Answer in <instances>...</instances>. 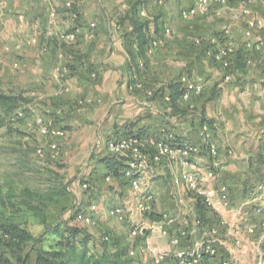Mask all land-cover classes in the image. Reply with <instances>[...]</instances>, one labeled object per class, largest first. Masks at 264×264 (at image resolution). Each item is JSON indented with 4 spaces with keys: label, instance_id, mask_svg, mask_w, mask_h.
Segmentation results:
<instances>
[{
    "label": "crops",
    "instance_id": "1",
    "mask_svg": "<svg viewBox=\"0 0 264 264\" xmlns=\"http://www.w3.org/2000/svg\"><path fill=\"white\" fill-rule=\"evenodd\" d=\"M49 1H54L61 6L57 19H53L51 13H28L22 17L26 18L27 25L23 24L18 28L16 25L13 26V21H9L6 30L8 36H20L19 43L24 45V56L29 55L31 59L36 60L34 62L42 65V70L52 62L50 75L47 77L43 75L45 77H42L41 81L45 85L49 83V80L53 82V87H47L46 96L54 97L61 103L57 113L63 115L72 105L73 116L68 118L66 124L76 129L74 138L86 129L91 130L81 143L82 153L93 150L96 154H101V158L108 156L107 142L116 135H124L130 128L142 129V132L157 136L167 132L173 135L176 143H179L177 140L181 138L184 142L202 144L205 140L201 136V129L209 125L203 121L212 120L213 127L209 126L212 129L214 141L219 145L220 158L225 168L221 180L210 182L207 187L220 188L222 184H228L233 204L238 206L246 199L250 188L264 184V171L259 169L261 166L264 167L263 55L252 54L253 66L246 65L245 55L240 61L236 59L232 82L224 81V73L220 68L211 69L212 75L208 82L217 81V83L205 90L202 95L194 97L189 104L179 99L177 102L179 110H175L171 102L166 100V97L170 95L168 85L172 81L154 83L152 78L156 75L154 71L147 69L150 62L155 65L164 62L159 56L168 54L175 58V49L166 48L162 37L157 38L160 40V45L154 51L148 52L147 65L144 68H130L132 61L130 55L136 54L137 45L133 43L130 22L117 21L120 13H107L109 11L103 13L97 7V0ZM73 1L77 2L75 5L77 9L74 10L78 11V19L75 22L71 19L72 9L68 8L69 3ZM152 5L155 6L153 3ZM232 5L235 6L228 10L231 15L234 14L236 6H241L235 1ZM258 7H264V0H254L250 5L254 12H256L254 9ZM148 14L152 19V14ZM2 15L4 14L0 13V22ZM122 15L125 17L126 13ZM240 15L241 17L232 18L236 20L235 29H238V35L241 36L246 31V25L243 14L240 13ZM167 16L166 14L165 19L162 17L164 33L165 36H171L172 31L170 34L167 33L168 29L171 30L168 27ZM261 16L264 17L263 14ZM91 24L96 26V37L93 40L87 37ZM71 31L77 33L74 42L61 38L63 34ZM50 33L54 35L51 36ZM5 38V36L2 37L4 40ZM12 39L15 37L13 36ZM188 44L190 42H187ZM195 48L200 49L197 46ZM62 66L69 67V71L59 73L58 69ZM92 73H96L97 78L92 79ZM174 81L179 82V79ZM64 88H68L69 91L63 93ZM152 90L157 92L152 95L150 93ZM84 96L94 97L95 104L77 105L76 100ZM191 163L192 166L186 167L183 163L164 162L149 173L153 193L155 189L162 191V188L164 190L167 188V193L161 197L164 200L162 208L164 212L159 211L155 204L154 213L163 215L172 211L169 216L172 220L157 221L137 213L135 215L133 211V222L144 224L148 228L146 236L140 240H148L161 251L171 248L170 236L179 228L188 229L193 240L201 236V231H198L196 227L198 216L195 212L196 201L187 193V176L196 174L204 177L207 169L211 167V157L208 151L203 149L200 155L191 160ZM102 166L107 176L110 170ZM196 167L201 168L200 173ZM115 182L114 184L118 185L117 193L120 197H114L107 204L108 206H104L105 209L108 207L110 210L114 206L112 203L119 199L118 204H124L134 210L139 199L135 197L129 181L123 178ZM182 200L184 203L181 202ZM184 205L185 208L182 207ZM109 217L113 218L110 214ZM209 218L212 226H220L222 219L228 222L222 230V237L225 239L218 244L220 254L237 261L251 255L247 252V247L238 250L231 244L233 239H229L226 235V232L232 231L237 222L242 224L243 219H239L236 213L226 208H220ZM160 222L164 226V232L158 226L153 228L154 223ZM248 225L244 226L248 227Z\"/></svg>",
    "mask_w": 264,
    "mask_h": 264
},
{
    "label": "rangeland",
    "instance_id": "2",
    "mask_svg": "<svg viewBox=\"0 0 264 264\" xmlns=\"http://www.w3.org/2000/svg\"><path fill=\"white\" fill-rule=\"evenodd\" d=\"M233 1L240 3L241 6H236L232 15L230 12L221 17L209 14L187 22L181 19L179 13L180 9L189 3L185 0H174L161 8L153 6L150 0H97V7L103 13L105 11L120 13L117 18L120 23L124 20L122 13L134 10L133 5L137 2H141L143 8H146L153 18L160 16L165 19L167 14L168 27L172 35L165 36L162 31L160 37L166 48L175 49L176 55L175 58L168 54L159 56L164 61L160 65L149 63L147 69L154 71L156 75L152 81L169 82L188 74L194 80L205 82V90H207L217 83V81L208 82L212 75L210 70L219 67L214 66L204 56L202 49L195 48L194 39L209 38L225 25L235 28L236 20L234 21L233 18L241 17L240 13H244L247 5L242 0ZM73 4L76 5L77 2H70L71 6ZM70 5L68 8L71 9ZM75 5L73 10L77 9ZM59 8L61 6L49 0H0V13L4 14L0 22V90L24 97L22 108L9 116L7 126L0 130V184L5 192L12 190L18 195L17 203H20L18 204L20 210L17 213L10 211L4 213L0 207V221L14 219L27 228L34 238L43 240L46 247L54 236L49 225L70 223L86 229L97 242L96 246L91 244L90 249L95 250L97 247L98 250H103V240L109 236L107 247L110 252H114L118 247H125L137 241L129 236L130 223L115 218L110 219V210L104 207L114 197H120L117 193L118 185L114 184L116 182L113 179L109 181L106 178L105 168L100 165L101 154H96L93 150L81 152V143L91 130L86 129L74 138L76 129L66 124L68 118L73 116L72 105L61 115L57 113L61 103L54 97L46 96L47 87L51 88L54 84L49 80L45 85L41 78L50 75L52 62L42 70V65L34 62L36 60L31 59L29 55L24 56V45L19 43L20 36H8L6 30L9 21H13V26L16 25L18 28L23 24L27 25L26 18H22L26 16L25 14L51 13L53 9L59 13ZM254 10L264 15V7ZM3 36L6 37L5 40L2 39ZM13 36L15 39H12ZM187 42L190 44L187 45ZM40 119H44L45 122L40 123ZM50 121H52L51 126ZM56 129L65 130L68 133L67 138L56 136L54 134ZM55 144L57 147H54ZM103 151L105 152V149ZM106 151L108 152V148ZM259 169L264 171L263 166ZM87 184L89 186L85 188ZM155 190L156 207L164 212L162 209L164 200L161 197L167 193V188L166 190L162 188V191ZM29 192L34 196L32 203L40 206L42 210V215L39 217L29 208L21 205V201L30 199L24 196V193L29 194ZM118 203L119 199H116L112 204L116 206ZM94 205L97 207L96 210L92 209ZM135 206L133 211L136 215ZM182 207L185 208V205ZM79 211L84 212L88 217L92 216V220L79 221L75 217ZM166 213L171 216L172 211ZM259 221L261 222L259 232L262 235L260 238L256 237L252 240L248 234H243L240 244L231 242L238 250L247 247V252L251 253L249 257L240 258V261L232 259L231 264H264V210L260 214L250 212L245 216L242 224L237 222V226L245 230L244 225ZM32 247L33 244L30 243L16 252L0 247V254L3 259H9V264H35L37 254ZM131 257L134 258V264H151L152 261L150 255L142 256L143 259L139 258L141 256Z\"/></svg>",
    "mask_w": 264,
    "mask_h": 264
},
{
    "label": "built area",
    "instance_id": "3",
    "mask_svg": "<svg viewBox=\"0 0 264 264\" xmlns=\"http://www.w3.org/2000/svg\"><path fill=\"white\" fill-rule=\"evenodd\" d=\"M155 7H164L174 0H150ZM189 3L182 7L179 11L183 21H190L194 17L213 14L216 17L225 15L233 4V0H185ZM246 5L243 17L245 20L246 31L242 35H238V29L230 25H225L221 30L215 32L209 38L194 39V44L197 47H205L207 59L212 64L223 70V79L226 82H232L234 79V70L236 68V59L240 51L245 55L246 65L253 66L252 54L258 53L264 56V17L259 13L254 12L250 5L254 0H242ZM74 2V1H73ZM70 5V3H69ZM73 4L71 6L73 22L77 21L78 15ZM51 16L57 19L58 13L55 9L52 10ZM139 17L141 20H151L148 11L141 8ZM91 29L87 34L90 40L96 37L95 24H91ZM171 33V30H167ZM51 36L54 33H50ZM76 31H71L62 35V39L68 42L76 40ZM160 45V40L155 38L151 41L148 52L154 51ZM139 67H145V61H139ZM69 67L63 66L58 69L59 73H67ZM262 75L264 77V62ZM91 78H97L96 73L91 74ZM179 83L182 85L183 93L181 100L189 104L194 97L200 96L205 92L206 84L203 81L192 79L188 74L180 77ZM68 88L63 89V93L68 92ZM157 90H152L150 93L154 95ZM168 102H171V95L166 97ZM79 106H92L95 104V98L92 96L80 97L76 100ZM40 123L45 122L40 119ZM50 126L52 121L49 122ZM54 134L60 138H67L68 133L62 129H56ZM201 136L205 140L204 143H192L185 141L176 143L172 134L164 132L162 136L152 134L142 135H116L107 143L109 155H117L128 159L130 168L127 170L125 178L129 181V185L133 193L138 197V202L135 206V211L142 217L154 213L155 210V195L151 191V177L149 175L153 168L168 163H183L184 166H192L191 160L201 154L203 149H206L211 157V167L207 169L204 177H199L196 174L187 176V193L190 198L198 197L203 199L204 204L213 212L219 211L220 208H226L239 215V219H244L250 212L260 214L264 210V184H260L250 188L247 197L238 206L233 204L229 185L222 184L220 188H209L207 184L221 180L222 172L225 168L224 162L220 158L219 145L213 139L212 129L209 125H205L201 129ZM57 147V144L54 145ZM200 173V167H196ZM107 179L112 180L111 176ZM88 184L85 188H88ZM184 200V199H183ZM181 201L184 203V201ZM181 203V204H182ZM92 209L96 210L94 205ZM110 216L119 219L124 223H131L130 238L138 240L146 236L148 228L144 224H135L133 222V209H130L124 204H117L110 209ZM79 221H91L92 216H87L84 212L77 215ZM172 220L167 213L163 214V221ZM228 222L225 219L220 221V226H212L204 228L202 222L196 219V227L201 231L200 238L193 240L190 232L186 228H179L170 236V249L161 251L148 240L141 241L131 250V256H147L152 257L151 264H231V258H221L218 244L224 240L222 230ZM261 222L252 223L245 230L235 226L232 231L226 232L231 242L240 244L243 234H248L250 239L262 236L259 232ZM158 226L164 232V226L160 223H154L153 228ZM109 240V236L105 237ZM228 240V239H226Z\"/></svg>",
    "mask_w": 264,
    "mask_h": 264
},
{
    "label": "trees",
    "instance_id": "4",
    "mask_svg": "<svg viewBox=\"0 0 264 264\" xmlns=\"http://www.w3.org/2000/svg\"><path fill=\"white\" fill-rule=\"evenodd\" d=\"M137 4V5H136ZM141 2H137L133 5L134 10H128L124 21H129L132 25L133 43L137 45V52L135 55L131 54L130 68H139V61L144 60L147 65V55L150 43L153 39L159 38L164 32V21L160 16L154 17L151 20H141L139 17L140 10L142 8ZM195 18V17H194ZM154 28V30H153ZM203 50L204 56L205 47H200ZM76 59H79L75 56ZM244 53L240 51L237 55V60H242ZM211 62V61H210ZM212 63V62H211ZM171 104L175 110H179L177 106L178 100L183 93L182 85L177 81H172L168 85ZM24 105V97L16 94H9L0 90V130L7 126V118L17 112ZM211 127H213L212 120H204ZM142 135V129L133 130L128 129L124 135ZM179 143H183L181 138L177 140ZM100 163L104 165L110 173L106 176H111L114 181L125 178L127 170L130 168L128 159L117 155H108L101 158ZM29 200H24L22 206L29 208L36 216H41L40 206L32 203L34 196L24 193ZM65 194V192H64ZM18 195L14 191L5 192L4 187L0 184V207L6 211L17 213L20 207L17 203ZM196 206L195 212L197 213V219L202 222L204 228L212 227L210 222V216L214 213L206 207L203 199L198 197L195 199ZM79 213H81L79 211ZM78 213V214H79ZM151 219L160 221L163 219V215L151 213L148 215ZM77 218V215L75 216ZM52 229L51 234L54 235L51 238L50 243L45 246V243L41 239H36L29 232V230L16 222L14 219H7L0 221V247L9 248L16 252L21 250L25 245L33 244L32 250L36 251L35 264H134V258L131 257L130 252L134 249L138 243L141 242L138 239L133 245H127L125 247H118L116 251L110 252L108 249L107 241L103 240V250L90 249V245H97V242L88 233L86 229L72 225L70 223L55 225H49ZM35 247V248H34ZM37 247V249H36ZM221 258H225V255L220 254ZM141 258V257H139ZM208 264L207 262H205ZM0 264H9V259H3L0 254Z\"/></svg>",
    "mask_w": 264,
    "mask_h": 264
}]
</instances>
